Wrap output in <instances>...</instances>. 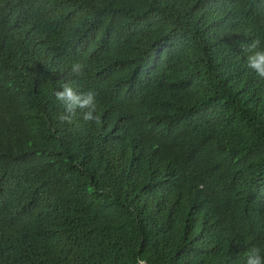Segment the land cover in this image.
Listing matches in <instances>:
<instances>
[{
	"label": "trees",
	"instance_id": "16d2710c",
	"mask_svg": "<svg viewBox=\"0 0 264 264\" xmlns=\"http://www.w3.org/2000/svg\"><path fill=\"white\" fill-rule=\"evenodd\" d=\"M259 50L264 0H0V264L264 255Z\"/></svg>",
	"mask_w": 264,
	"mask_h": 264
},
{
	"label": "clouds",
	"instance_id": "9594fccd",
	"mask_svg": "<svg viewBox=\"0 0 264 264\" xmlns=\"http://www.w3.org/2000/svg\"><path fill=\"white\" fill-rule=\"evenodd\" d=\"M258 42L254 41L250 47L256 48ZM247 64L257 76L264 79V50L255 51L252 55L248 56ZM86 66L80 62L73 63L71 67V73L83 77L86 75ZM96 95L94 91H88L86 93H77L71 86L65 84L62 90L55 92V97L60 101L65 108V115H61L59 119L61 121H67L71 123L72 117L76 114L77 109H86L83 119L85 121L100 122V117L94 115L96 112ZM137 264H147L146 260L138 259ZM246 264H264V255H261L260 249L253 247L249 249Z\"/></svg>",
	"mask_w": 264,
	"mask_h": 264
}]
</instances>
